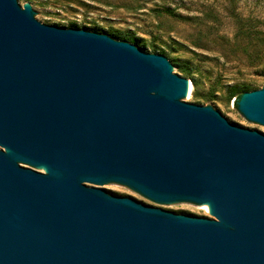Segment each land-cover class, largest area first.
I'll list each match as a JSON object with an SVG mask.
<instances>
[{"label": "water", "instance_id": "obj_1", "mask_svg": "<svg viewBox=\"0 0 264 264\" xmlns=\"http://www.w3.org/2000/svg\"><path fill=\"white\" fill-rule=\"evenodd\" d=\"M167 53L0 0V264H264V132L189 103ZM236 106L264 128V85Z\"/></svg>", "mask_w": 264, "mask_h": 264}, {"label": "rangeland", "instance_id": "obj_2", "mask_svg": "<svg viewBox=\"0 0 264 264\" xmlns=\"http://www.w3.org/2000/svg\"><path fill=\"white\" fill-rule=\"evenodd\" d=\"M25 4L35 6L48 25L115 30L131 39L137 31L152 44L154 53L164 48L166 58L198 64L196 75L177 73L192 83L189 103L222 106L234 123L264 132L235 105L243 85L252 90L264 85V0H148L147 6L142 0H25ZM232 13L263 34L251 41L237 37L240 23ZM87 185L176 214L213 218L207 206L161 204L118 182Z\"/></svg>", "mask_w": 264, "mask_h": 264}, {"label": "trees", "instance_id": "obj_3", "mask_svg": "<svg viewBox=\"0 0 264 264\" xmlns=\"http://www.w3.org/2000/svg\"><path fill=\"white\" fill-rule=\"evenodd\" d=\"M232 14H233L232 16L235 18V20H237L238 23H240V24L237 25V27H238L237 37L242 36V37L248 39V41H251L252 40V37H254L256 35H259V34H263L261 30H257L255 28H253V26H247L243 22H241L242 19L238 15H236L234 13H232ZM119 34L122 37H124L125 39H131V38L126 37L125 35H122L121 33H119ZM255 55H256V57L258 59H262L261 56H259L258 54H255ZM184 73H186L188 76L190 75V72H188V71L187 72H184ZM194 84H195V82H194ZM250 90H252V88L250 87V85H243L242 90H240V92L236 96L237 97L236 98V102H237V100L239 99V97L241 96L242 93L247 92V91H250ZM194 96L196 97L197 95L195 94ZM236 102H235V105H236Z\"/></svg>", "mask_w": 264, "mask_h": 264}]
</instances>
